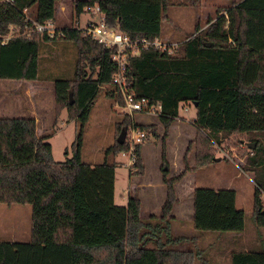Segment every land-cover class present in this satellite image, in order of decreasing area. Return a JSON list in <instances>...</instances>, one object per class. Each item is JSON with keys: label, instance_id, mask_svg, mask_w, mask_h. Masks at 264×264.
Returning <instances> with one entry per match:
<instances>
[{"label": "trees", "instance_id": "trees-1", "mask_svg": "<svg viewBox=\"0 0 264 264\" xmlns=\"http://www.w3.org/2000/svg\"><path fill=\"white\" fill-rule=\"evenodd\" d=\"M198 1L181 0L191 6ZM93 2L110 25L129 36L154 37L174 0H74L76 17L84 4ZM56 4L57 0H0V32L9 23L23 21L24 7L37 20L55 18ZM206 22L204 27L196 22L172 52L149 46L127 55L126 73L134 94L161 103L166 196L156 217L140 215L136 195L129 194L126 204L114 201L116 160L107 156L125 151V142L116 137L98 162L81 157L82 126L92 103L102 85L114 90L113 48L75 25H64L51 36L35 32L0 44V78L37 79L42 45L48 39L71 40L76 47L73 72L55 76L54 109L58 113L65 107L68 117L80 124L71 154L54 159L47 135L36 133L33 116L0 115V201L31 203L30 239L0 240V264H203L201 247L186 246V236L176 233L171 222L173 185L192 169L184 162L183 170L167 176L164 139L181 101L195 102L193 167L213 156L209 136L255 141L244 168L253 171L255 182L252 220L264 226L259 195L264 191V0H231ZM129 122L128 115L119 120V132ZM142 125L158 133L155 122ZM140 149L141 143L135 148V174L144 171ZM191 223L198 232L242 230L244 212L235 204V190L194 186ZM228 259L229 264H264V245L232 248Z\"/></svg>", "mask_w": 264, "mask_h": 264}, {"label": "rangeland", "instance_id": "rangeland-1", "mask_svg": "<svg viewBox=\"0 0 264 264\" xmlns=\"http://www.w3.org/2000/svg\"><path fill=\"white\" fill-rule=\"evenodd\" d=\"M230 1L199 0L197 5L191 6L181 0H174L167 9V16L159 24V37L182 41L193 31L196 22L204 27L207 24V18L214 16L217 8H223ZM75 10L74 0H57L54 18L56 23L63 26L75 25L79 22L83 24L88 17L87 11L82 7L79 17H76ZM75 57L76 47L71 40L48 39L41 47L38 78L30 80V94L20 92V89L17 90L19 94H14L15 87L19 83L18 78H0V115H37L38 133L44 129L43 134H48L55 127L50 140L56 159H63L64 156L71 154V143L75 131L80 126L78 120L66 122L64 107L56 114L54 109V78L56 75H70L73 72ZM178 113L187 121L178 120L164 139L167 176H173L183 170L184 162L192 166V169L185 170L173 185L174 194L180 195V203L172 204L173 226L175 231L187 236L190 234L191 230L187 223L180 224L177 218L182 217V220L188 222L191 227L188 199L194 186L233 188L235 204L244 212L243 229L238 232L205 230L198 235L193 231L192 235V240H196L201 247L200 259L203 264H229L228 255L232 248L264 245V226L259 227L252 220L255 187L253 171L244 168L246 155L250 153L251 147L245 144L247 139L244 137H241L240 143L236 136L221 135L219 139L209 136L212 141L213 156L208 162L193 167L195 149L191 140L196 132L195 126L189 119L195 113V105L191 101H181ZM125 115L130 118L127 127L133 123L143 126L142 123H154L152 120L158 119L156 115L126 112L119 93L112 90L111 85H102L82 126L81 157L83 160L95 163L103 159L105 148L113 143L119 134L117 122ZM156 123L158 133L153 134L148 130L146 139L141 142L144 165L142 174L133 172L136 166L128 162V157L123 151L107 156L109 160H116L114 201L126 204L129 194L138 196L141 204L140 215L145 218L160 214L166 195V185L162 180L161 172L163 125L157 120ZM124 137L123 142L127 144V133ZM216 156L219 158L215 159ZM259 195L264 201V193L261 190ZM176 200H178L177 196ZM30 225L31 203L0 201V240L27 241L30 239Z\"/></svg>", "mask_w": 264, "mask_h": 264}, {"label": "built area", "instance_id": "built-area-1", "mask_svg": "<svg viewBox=\"0 0 264 264\" xmlns=\"http://www.w3.org/2000/svg\"><path fill=\"white\" fill-rule=\"evenodd\" d=\"M7 1L13 3L15 0ZM83 8L87 11L88 17L83 24L79 22L75 26L96 39L102 46L113 48L111 58L115 64V69L111 75V84L114 86V91L121 96L125 111L128 113H145L158 116L161 113L160 101H150L144 95L136 96L131 89L126 73L127 55L137 53L141 48L149 46L172 52L177 47L179 41L166 40L159 36L131 37L106 21L104 13L97 2L86 3L83 5ZM22 11V22L9 23L7 30L0 32V44L6 43L13 37H29L35 32L51 36L56 32L60 33L63 27V25H58L54 18H47L42 21L35 19L27 12L26 7ZM126 133L127 149L123 152L127 155L128 162L134 164L136 145L146 139L148 130L144 126L133 123L126 128L125 135ZM261 191L264 193L263 190Z\"/></svg>", "mask_w": 264, "mask_h": 264}, {"label": "crops", "instance_id": "crops-1", "mask_svg": "<svg viewBox=\"0 0 264 264\" xmlns=\"http://www.w3.org/2000/svg\"><path fill=\"white\" fill-rule=\"evenodd\" d=\"M55 14H56V11H55ZM30 80H35V79H19V83H18V86L20 87V88H17V87H15V95H17V94H19L18 93V91L17 90H19L20 89V92H22V91H24L25 93H29L30 94V92H31V86H30ZM22 86V87H21ZM55 102V101H54ZM185 102H187V101H185ZM64 109L66 110V116H64V118H65V120H66V122H74V121H76L75 120V118L73 117V118H71V119H68V111H67V109L64 107ZM61 110H62V108H61ZM60 110V111H61ZM195 112H196V109H195ZM56 114V113H55ZM33 117L35 118V121H36V133L38 134V135H42L43 133H45V130L41 127V129H43V130H40V132L38 133V127H37V123H38V121H39V118H38V116L37 115H33ZM194 117H195V113L193 114V116L189 119L190 120V122L194 125V126H196L195 125V123H194V121H193V119H194ZM156 120L157 121H159L158 119H153L152 121H154L155 123H156ZM178 120H181V121H183V120H185V121H187V119L186 118H184L183 116H181V115H179V113H178V115L174 118V120L171 122V124H170V128H169V131H170V129H171V127L174 125V124H177V121ZM55 123V122H54ZM157 124V123H156ZM196 128V127H195ZM55 127H53L52 128V131L51 132H49L48 134H46L47 136L44 138V139H46V140H48L49 142H50V144H51V151H52V156H53V158L54 159H56L55 157H54V153H53V144H52V142H51V140H50V135L51 134H53L54 132H55ZM157 129H158V126H157ZM141 150V149H140ZM65 157V156H64ZM193 189V188H192ZM166 196V195H165ZM177 196V198H178V200H176L175 201V204L177 205V204H179L180 203V195L179 194H177L176 195ZM164 200H165V198H164ZM163 204V203H162ZM162 206V205H161ZM188 206H189V210H190V217H189V220H190V224H191V227L188 225V222H184L183 220H182V217H178L177 218V222L178 223H184V224H186L187 226H188V228L191 230V232H190V234L187 236L186 234H184V233H180V232H178V231H175V228H174V226H173V219L171 220V222H172V228H173V230L176 232V233H179V234H182V235H185L186 236V246H188V245H190V246H194V245H196V246H198V247H200L198 244H197V242H196V240H192V235L194 234V232L198 235V234H202V233H200V232H198V230H196V229H194L193 227H192V223H191V217H192V191L190 192V195H189V199H188ZM173 208V207H172ZM172 214V213H171ZM174 214V213H173ZM173 214H172V216H173ZM173 218V217H172ZM194 231V232H193ZM195 234V235H196ZM201 237H202V235H201Z\"/></svg>", "mask_w": 264, "mask_h": 264}, {"label": "water", "instance_id": "water-1", "mask_svg": "<svg viewBox=\"0 0 264 264\" xmlns=\"http://www.w3.org/2000/svg\"><path fill=\"white\" fill-rule=\"evenodd\" d=\"M209 44V42L207 43ZM195 104V102H193ZM125 132H126V129L124 127H122L121 131L119 132L118 136H117V139L119 142H123L124 140V136H125ZM242 140V139H241ZM245 144L248 145L249 147H253L255 145V141H245ZM215 159H218L219 157L216 156L214 157Z\"/></svg>", "mask_w": 264, "mask_h": 264}]
</instances>
